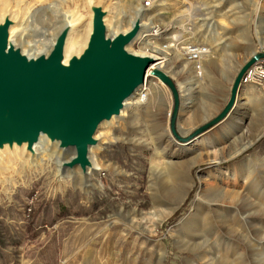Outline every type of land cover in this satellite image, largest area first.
<instances>
[{
	"label": "rangeland",
	"instance_id": "rangeland-1",
	"mask_svg": "<svg viewBox=\"0 0 264 264\" xmlns=\"http://www.w3.org/2000/svg\"><path fill=\"white\" fill-rule=\"evenodd\" d=\"M141 1L0 0V17L5 12L15 16L18 34L37 47L48 38L47 31L60 32L63 12L79 11L82 19L76 31L83 35L94 8H99L112 32L114 26L127 28ZM160 1L166 5L146 13L162 34L147 37V49L136 43L130 50L145 54L157 42L166 44L169 39L164 37L173 28L180 49L194 42L210 53L203 60L207 73L202 69L197 76L201 80L196 102L187 111L189 99L177 86L175 130L184 140H177L170 129L172 93L154 78L147 100L104 138L96 154L103 169L92 181L58 178L55 154L43 158L38 168L26 164L19 176L12 171L6 188L0 180V264H264L263 89L242 86V92L254 90L260 99L236 100L223 121L192 136L229 100L232 85L220 80L226 74L219 70L220 60L235 55L239 63L242 55L264 52L255 27L259 20L264 22V0ZM214 52L220 53V60ZM174 56L183 69L181 52ZM170 159L185 164L179 170L168 164ZM179 171L178 190L188 195L177 207L174 176ZM252 179L260 183L252 185ZM255 185H261L262 192L256 194ZM201 188L207 193L192 211ZM211 190L221 194L219 210L207 208ZM242 201L254 204V209L241 215L232 204Z\"/></svg>",
	"mask_w": 264,
	"mask_h": 264
},
{
	"label": "water",
	"instance_id": "water-1",
	"mask_svg": "<svg viewBox=\"0 0 264 264\" xmlns=\"http://www.w3.org/2000/svg\"><path fill=\"white\" fill-rule=\"evenodd\" d=\"M102 19L101 10H97L87 50L66 68L59 66V46L46 59L28 66L5 49L6 33L0 31V136L11 134L32 144L40 132H46L63 146L74 149L75 161L84 163L86 148L92 143L97 126L115 115L122 102L144 83L154 62L124 50L134 38V31L106 39ZM260 59H264V52H257L240 67L221 113L192 136L228 116L235 106L244 73ZM151 75L172 93L174 111L170 129L177 140L183 141L175 130L180 103L178 85L158 69Z\"/></svg>",
	"mask_w": 264,
	"mask_h": 264
},
{
	"label": "bare ground",
	"instance_id": "bare-ground-1",
	"mask_svg": "<svg viewBox=\"0 0 264 264\" xmlns=\"http://www.w3.org/2000/svg\"><path fill=\"white\" fill-rule=\"evenodd\" d=\"M157 4L158 6H156ZM157 4L154 5V12L158 11V7L162 8L166 5L165 1H159V3ZM97 10L100 9L94 8L87 29L85 30L83 35H81L80 32L76 31L77 22L82 19V15L79 13V11L70 9L67 12H63V17L60 21L61 24L57 28L60 30V32L57 33V31L56 33H54L56 28L53 32L49 33L47 31L48 38L44 39L37 47L29 46V43L25 41L26 39L24 40V37L18 34L16 28L20 24V22L15 26L16 23L13 24L12 22L15 16H7L5 12V14L0 17V31L4 30L6 33L5 49L7 51H11L15 56L22 58L29 66L35 65L40 59H46L50 52L55 47L59 46L61 47V60L59 66L66 68L73 60H78L87 50L91 35L93 33L94 15ZM147 11L148 10H144L138 5L137 8L133 10V14L131 20L128 22L127 28H119L118 26H114L112 32L108 30V24L106 23L107 18L102 19V23L105 28L106 39L111 40L118 35H125L134 31V38L128 45L124 47V50L127 53H130L137 57H147L153 59L154 62L150 64L146 72L144 83L137 87L136 90L131 94V96L122 102L118 112L115 115H112L109 119L104 120L97 126L94 134L92 135V143L86 148L84 163L76 162V153L71 152L69 149H67L68 147L63 146L59 140L50 138L46 132H40L36 140L32 144H29L27 140L16 139L11 134L0 136V180L4 181V188L7 187V183L9 181L8 179H12V176L10 175L12 171H14V173H17L19 176L21 175V173H23L26 164L27 166L33 165L35 166V168H38L40 167V165H42L41 160L43 158L50 160L54 156V154L56 155L55 157L57 159V162H55V172L57 173L56 175L58 178L80 179L81 181L83 180L90 182V180L95 175H97L98 171H101L103 169V167L97 160L96 154L101 150L103 143L106 141L104 138L108 134H110L113 126H115L116 124H120V122L122 121H126L125 119L131 113H133L135 107L141 102L147 100V95L152 90L151 80L155 78L151 75V72L154 69L162 71L170 78H176L179 80L178 86L181 90L182 96H185L189 99V104H187V106H184L186 111L190 108L191 105L195 104V94L199 92V83L201 80L197 78V76L201 74H196V76H194V74H192L194 72L193 67H191L190 63L185 62L182 58H180L179 61L183 63V69L180 70L179 66L176 65V62H174V55L176 54V52H180L179 46L181 42L177 39L178 33L173 28L168 29L167 36L164 37L165 40L169 39L167 42H165V47H162V44L157 42L156 47L151 49V51H155L157 54L147 51L145 54L143 52L137 53L130 50V47L133 46L134 43H139V45L142 46V50L147 49L150 46V41L146 39L151 35L150 31L157 26L155 25L154 21L149 22L151 16L147 15ZM27 23V25L30 26L32 24V21L30 20ZM255 27L256 36L260 44L264 46V22L259 20L256 23ZM206 48L208 49V53L205 55L203 60L206 59L210 54L209 48ZM203 60L202 62H204ZM202 66L204 72L207 73L203 63ZM184 69H186L185 74L182 72ZM184 103L187 102L185 101ZM3 119L5 120V118ZM197 139L198 138H196V140ZM241 148L242 149L239 150L245 149L246 146ZM41 154L42 157L39 158ZM15 161L16 164H12ZM171 161L172 159H170L168 164L179 170H181L183 168V165L185 164L182 162L171 163ZM15 167H17L18 169H16ZM152 171H156V167L154 165L152 166ZM180 179H182V175L179 171L175 173L174 176V181L177 185L175 186V192L178 195L177 197L180 198L178 204H176L177 207L183 203L188 195L187 190H184L181 187L178 190ZM256 180L259 179H252L251 184L253 185L256 182H259ZM261 189V185H255L256 194H259ZM205 193H207V191H203L202 188L198 191L192 204V211H195V207H198L201 204V200L203 199ZM220 196L221 194L219 192L211 190L208 197L210 199L207 202V208H214V210H219L222 207V201L218 199V197ZM233 205L239 210L241 215L250 213V211L254 209V204H247L244 201H242L241 203L232 204V206ZM172 211L173 210L171 209V212ZM171 212L165 213L162 218L167 217L169 214H171Z\"/></svg>",
	"mask_w": 264,
	"mask_h": 264
},
{
	"label": "built area",
	"instance_id": "built-area-1",
	"mask_svg": "<svg viewBox=\"0 0 264 264\" xmlns=\"http://www.w3.org/2000/svg\"><path fill=\"white\" fill-rule=\"evenodd\" d=\"M160 0H142L140 3V7L144 10H149L154 8ZM162 34V30L159 27H155L151 30L150 37L156 38ZM136 44V43H135ZM166 44H162V47H165ZM147 52L155 53V51L147 50ZM180 52L182 54L183 59L190 63L193 67L196 74L202 73V60L205 55L208 53V49L201 44L198 43H185L181 45ZM241 86L254 85L260 87L264 91V59H260L256 61L243 75L241 81Z\"/></svg>",
	"mask_w": 264,
	"mask_h": 264
},
{
	"label": "crops",
	"instance_id": "crops-1",
	"mask_svg": "<svg viewBox=\"0 0 264 264\" xmlns=\"http://www.w3.org/2000/svg\"><path fill=\"white\" fill-rule=\"evenodd\" d=\"M255 52L256 51H252L248 55V57L249 58L252 57L255 54ZM214 53H215L214 56L216 57L215 59L216 60H220V58L217 57V55L219 56L220 53H216V52H214ZM224 54H227V53H224ZM246 56L245 55H242L241 61L239 60L241 63L240 62L238 63V59H237V57L235 55L232 56V57L230 55L229 60L221 59L220 60V64H221L220 66H221V68L219 70L222 73H224V74L226 73V74L224 76H221L220 77V80H222V81H225V80L226 81H230L229 85H232L233 79L236 76L235 70H237V66L241 67L245 63V58L248 59V57H246ZM214 64H215V62H214ZM215 65L217 66L218 63L215 64ZM239 67H238V69H239ZM243 88H245V87H240L239 93L237 95V100H240V99H246L247 100V99H249L250 100L249 102H255V101H258L260 99V96H259L258 92L252 90L251 92H249L250 94H248L247 92L244 93V92H242L243 91ZM251 93L252 94L256 93V94L255 95H252Z\"/></svg>",
	"mask_w": 264,
	"mask_h": 264
}]
</instances>
